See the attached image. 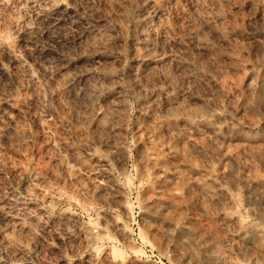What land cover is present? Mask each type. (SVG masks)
Segmentation results:
<instances>
[{
	"label": "rangeland",
	"instance_id": "rangeland-1",
	"mask_svg": "<svg viewBox=\"0 0 264 264\" xmlns=\"http://www.w3.org/2000/svg\"><path fill=\"white\" fill-rule=\"evenodd\" d=\"M0 264H264V0H0Z\"/></svg>",
	"mask_w": 264,
	"mask_h": 264
},
{
	"label": "bare ground",
	"instance_id": "bare-ground-1",
	"mask_svg": "<svg viewBox=\"0 0 264 264\" xmlns=\"http://www.w3.org/2000/svg\"><path fill=\"white\" fill-rule=\"evenodd\" d=\"M105 166H106V165H105ZM106 167H107V166H106ZM102 168H103V167H102ZM107 168H108V167H107ZM100 170H101V169H100ZM100 170L94 174V176L96 177L95 180H96L97 178L99 179V177H101V176L103 175V174H102L103 171H100ZM104 170H105V169H104ZM86 171H87V170H86ZM92 171H93V169H92ZM107 171H108V170H107ZM80 172H81V171H80ZM85 173H86V172H85ZM89 173H90V172H89ZM89 173H88V174H89ZM101 174H102V175H101ZM85 175H86V174H85ZM109 175H110V174H109ZM94 176H92V177H94ZM88 177H89V176H88ZM90 177H91V176H90ZM104 178H107V177L105 176ZM92 179H93V178H92ZM92 179H90V181H91ZM93 180H94V179H93ZM107 181H108V180H107ZM96 182H97V181H96ZM99 182L101 183L100 180H99ZM102 182H104V180H103ZM94 183H95V182H94ZM100 183H97V185L100 184ZM107 183H109V182H106V184H107ZM92 184H93V182H92ZM103 184H104V183H103ZM100 185H101V184H100ZM100 185H99V187H100ZM94 186H96V185H94ZM105 187H106V186H105ZM107 188H108V186H107ZM95 189H96V187H95ZM102 189H103V187H102ZM102 189H101V191H103ZM96 190H97V189H96ZM96 190H95V191H96ZM105 190H106V189H105ZM108 190H109V189H108ZM98 192H99V191H98ZM112 192H113V191H112ZM116 194H118V193L116 192ZM126 205H127V204H126Z\"/></svg>",
	"mask_w": 264,
	"mask_h": 264
}]
</instances>
